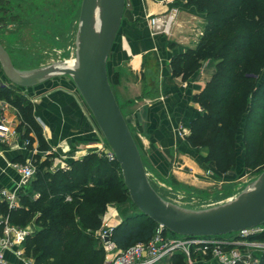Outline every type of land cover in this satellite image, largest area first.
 Masks as SVG:
<instances>
[{"label":"trees","instance_id":"16d2710c","mask_svg":"<svg viewBox=\"0 0 264 264\" xmlns=\"http://www.w3.org/2000/svg\"><path fill=\"white\" fill-rule=\"evenodd\" d=\"M9 2L0 0V21L10 14L4 10ZM171 6L204 24L197 44L170 59L171 76L196 75L204 61L214 68L211 78L192 96L201 110L188 125L187 141L207 145L220 171L232 166L239 141L246 165L258 167L264 161V0H177ZM0 97L18 109L23 137L31 142L29 134L35 130L40 149H48L31 102L5 87H0ZM96 156L68 161L54 171L49 170L50 157L39 161L21 194V206L3 207L14 223L34 221L38 228L24 242V253L33 264H103L97 237L102 214L107 204L125 203L126 196L134 212L113 229L111 240L122 250L152 237L157 224L132 204L118 163ZM167 261L185 264L182 254Z\"/></svg>","mask_w":264,"mask_h":264},{"label":"crops","instance_id":"0c3cea01","mask_svg":"<svg viewBox=\"0 0 264 264\" xmlns=\"http://www.w3.org/2000/svg\"><path fill=\"white\" fill-rule=\"evenodd\" d=\"M125 3L121 25L107 59V68L115 78L114 85L126 112L125 121L139 139L143 138L139 148L148 158L151 169L159 168L161 175L173 174L177 179L189 180V184L202 187V182H206L204 171L192 159L179 154L177 157L180 160L175 164L170 160L173 155L187 149L186 135L181 133V128H187L200 108L192 96L200 91L214 72L213 64L204 61L198 73L188 81L171 76L169 63L172 56L197 44L194 45V41L199 21L195 16L179 10L170 35L162 37L153 34L148 16L165 13L172 7L168 2L125 0ZM1 83H5V88L12 91L21 92L25 89L32 104L33 117L48 146V150L40 152L43 155L41 160L51 154L50 160L55 161V165L56 161L67 162L88 154L98 155L99 140L92 133L93 118L70 77L57 75L32 87L21 88L10 84L0 74ZM0 99L8 104L6 115L14 122L17 131L16 139H0L1 191L12 190L18 183V175L11 164L24 163L30 157L35 159L38 151L27 144L26 138L18 130L21 122L18 109L6 99ZM195 160L199 164V156ZM57 168L50 165L49 170ZM30 181L19 188L17 207L21 206V194ZM3 207L9 210L7 203L0 198V220L8 215ZM11 223L26 229L28 236L33 233L32 230L38 229L35 223L31 226L30 221L26 225ZM260 256V259H264V252ZM6 257L12 262L23 264L10 252H6Z\"/></svg>","mask_w":264,"mask_h":264},{"label":"water","instance_id":"95a60500","mask_svg":"<svg viewBox=\"0 0 264 264\" xmlns=\"http://www.w3.org/2000/svg\"><path fill=\"white\" fill-rule=\"evenodd\" d=\"M125 7V0H82L72 66L63 62L20 71L0 44L4 78L14 86L27 88L53 76L70 77L118 163L132 204L164 230L197 238L221 236L263 224L264 169L233 198L205 209H187L167 202L151 186L137 144L108 79L107 59Z\"/></svg>","mask_w":264,"mask_h":264},{"label":"rangeland","instance_id":"374dc122","mask_svg":"<svg viewBox=\"0 0 264 264\" xmlns=\"http://www.w3.org/2000/svg\"><path fill=\"white\" fill-rule=\"evenodd\" d=\"M155 1H166L169 5H172L177 0ZM81 2L82 0H10L9 7H7L8 9H4L6 11L8 10L10 14H7V17H5L3 21H0V42L8 52L14 67L20 71H30L73 60L76 52L75 37L79 25ZM172 8L177 7L172 6ZM12 16L13 19L11 18ZM150 17L151 16H148V18ZM197 19L199 23L196 25L194 45L204 32L203 20ZM203 63L204 62L201 64ZM152 70H154V67H152ZM107 72L111 89L124 116L126 112L114 85L115 78L108 68ZM0 74L3 75L1 66ZM148 75H150V72ZM194 76L195 75L183 80L188 81ZM176 77L181 78V76ZM18 93L23 100L30 101L25 89H22L21 92ZM200 110L201 108L196 110L195 114H198ZM93 124L92 133L95 138H97V141L99 140L97 147L98 155L96 157L107 158L106 155H108L111 150L94 120ZM188 125L186 126L187 128H181V133L183 132L186 135L184 139L188 146L187 149L180 153L177 152L178 154L175 156L173 155L174 157L172 156L170 160L172 164H175L177 160H180L177 157L179 154L192 159L196 165L204 171L203 178H205L204 180H206V182H202V187L189 184V180L177 179L173 174L168 176L161 175L157 167V170L151 169L148 158L141 153L142 150L139 148L143 138L141 137L139 139L134 129L128 125L141 154L148 181L165 201L187 209L198 210L209 208L233 198L236 194L244 190L248 184L254 181L263 171L264 161L258 167L246 165L245 152L239 141L234 147L232 166L224 171H220L217 169L212 155L210 156L207 145L203 144L199 147L197 144L187 141L186 137L190 134ZM29 137L32 141H28V144L31 145L33 150L36 152L38 151V153H35V159L34 157H30L29 160L36 169L37 163L41 161L43 156L40 152L44 149H40V139L35 130H31ZM50 155L51 154H49V157ZM196 156H199V164L195 160ZM82 158L83 157H80V159ZM54 162L55 161L51 160L52 168H54V166L62 168L68 161H56L55 165ZM177 167H180V165ZM123 199L125 203L122 204H107L106 211L102 214V229L110 230L111 235L113 229L118 227L125 218L132 215L134 212L130 201H127V196ZM30 225H34V222L30 221ZM32 232L34 233L35 231L32 230ZM166 234L169 237L177 236V234L169 231H166ZM233 235V233H229L222 235V237L231 238ZM100 244L102 246L101 240ZM162 264H170V262L166 261Z\"/></svg>","mask_w":264,"mask_h":264},{"label":"built area","instance_id":"2783aa9c","mask_svg":"<svg viewBox=\"0 0 264 264\" xmlns=\"http://www.w3.org/2000/svg\"><path fill=\"white\" fill-rule=\"evenodd\" d=\"M178 14L177 8H169L167 12L152 15L148 24L153 34L169 36ZM0 87H7L1 83ZM8 104L0 99V139H16L17 131L14 122L7 117ZM28 144V141H26ZM108 160H115L110 152ZM11 167L18 175V183L14 189H2L0 198L8 209L17 207L18 190L27 184L35 174L30 161L13 162ZM37 196V195H35ZM66 201L70 197L65 198ZM231 238L221 236L197 237L171 236L166 234L162 226L157 225L152 237L146 242H137L125 249H119L111 240L110 230L100 228L97 236L101 240L105 254L103 264H162L176 254H182L185 264H259L261 252H264V239L255 238L264 235V223L252 229L233 233ZM28 231L11 223L9 216L0 220V264H17L6 257L10 252L23 264H33L31 258L24 253V242Z\"/></svg>","mask_w":264,"mask_h":264},{"label":"bare ground","instance_id":"6f19581e","mask_svg":"<svg viewBox=\"0 0 264 264\" xmlns=\"http://www.w3.org/2000/svg\"><path fill=\"white\" fill-rule=\"evenodd\" d=\"M74 62H75V59H73L71 61L64 62V64L68 65V66H72V65H74Z\"/></svg>","mask_w":264,"mask_h":264}]
</instances>
